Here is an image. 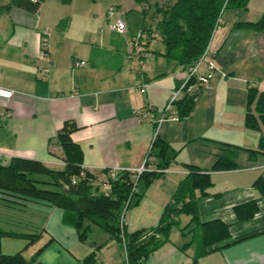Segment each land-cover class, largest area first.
Here are the masks:
<instances>
[{
  "label": "crops",
  "instance_id": "crops-1",
  "mask_svg": "<svg viewBox=\"0 0 264 264\" xmlns=\"http://www.w3.org/2000/svg\"><path fill=\"white\" fill-rule=\"evenodd\" d=\"M6 2L0 0V6ZM125 2L41 0L36 12L15 6L0 12V87L12 92L0 99V112L5 114L0 119L1 164L18 156L61 169L60 148L52 138L65 120H71L76 128L69 137L80 146L84 167H139L152 125L139 120L134 109L147 103L159 109L184 69L161 55L159 40L147 39L142 64L128 54L140 15L129 3L124 6ZM109 4L124 13L126 30L122 33L111 32L106 25ZM263 9L264 0H248L245 9L229 8L225 22L216 29L211 41L215 70L201 86L191 111L178 120L166 119L159 127L158 136L169 146L166 156L173 150L174 158L126 211L127 231L157 224L163 206L187 174L180 163L208 170L217 143L255 148L258 132L245 128L243 113L246 88L253 85L264 92V27L252 30L234 24L256 21ZM128 10L133 12L127 14ZM45 28L51 33L42 51ZM78 60L85 64L73 66L72 61ZM139 83L144 84L143 92L135 90ZM237 163V169L210 171L212 185L195 204L199 221L219 219L228 224L229 236L222 243H232L193 261L195 244L180 250L188 235L172 227L169 241L149 254L144 264H264V198L252 187L264 169V154L250 158L240 150ZM255 198L257 212L247 220L239 219L235 207ZM61 217V210L43 202L0 200V229L39 233L30 244L34 252L47 243L36 264H124L121 248L105 231L91 224L89 235L79 241ZM188 220L187 215L179 216L180 225ZM0 250L12 253L2 250V238ZM92 251L97 257L85 262Z\"/></svg>",
  "mask_w": 264,
  "mask_h": 264
},
{
  "label": "trees",
  "instance_id": "trees-1",
  "mask_svg": "<svg viewBox=\"0 0 264 264\" xmlns=\"http://www.w3.org/2000/svg\"><path fill=\"white\" fill-rule=\"evenodd\" d=\"M40 1L7 0L0 6V12H5L12 6L36 12ZM60 1L68 3L70 0ZM133 1L138 4L144 20L150 0ZM247 2L248 0H154L151 17L155 18L154 32L163 46L161 55L173 60L182 69L189 67L202 54L213 29H217L220 23L217 19L221 18L223 11L226 8L245 9ZM234 27L262 29L264 9L256 21L237 22ZM142 29L153 34L151 27L144 26V22ZM141 45L146 46L145 43ZM143 50L146 51V48ZM211 57L214 58V53ZM200 88L198 86L192 92L182 94L172 103L171 110L177 120L191 111ZM243 124L245 128L258 132L255 148L217 143V152L208 170L180 163L187 174L177 183L153 227L127 231L125 224L119 225V218L124 209L127 211L138 203L144 189L158 178L174 158L175 151L172 149L171 156H166L169 146L158 136V132L150 145L149 170L136 174L122 169L111 177V169H88L82 165L81 148L69 137L76 126L73 121L65 120L52 138L60 148L63 167L53 169L33 158L11 157L7 163H0V200L17 204L43 202L58 208L62 212V222L75 230L79 241L86 239L91 224L96 225L119 245L121 251L124 249V264H144L149 254L169 241V231L176 227L181 235H189L188 241L179 247L180 250H184L190 243L195 244L192 256L194 261L211 250L232 243H222L229 236L228 224L219 219L201 222L196 213L197 199L206 195V189L212 185L210 171L239 168L237 154L240 150H245L250 158L264 154V92L253 85L248 86L245 91ZM104 184L108 190L101 188ZM252 187L259 198H264V169L252 181ZM257 209L255 198L238 204L235 213L239 219L247 220ZM182 214L189 216L184 225H180L179 221ZM3 236L21 237L26 240L25 246H28L38 238L39 233H16L0 229V239ZM46 244L28 259L24 258L21 250L11 254L0 250V264H36V257ZM95 254L92 251L85 262H90Z\"/></svg>",
  "mask_w": 264,
  "mask_h": 264
},
{
  "label": "built area",
  "instance_id": "built-area-1",
  "mask_svg": "<svg viewBox=\"0 0 264 264\" xmlns=\"http://www.w3.org/2000/svg\"><path fill=\"white\" fill-rule=\"evenodd\" d=\"M105 18H106V25L111 32L122 33L124 31L125 24L121 18V12L117 9L116 6L109 5L106 8ZM217 22H220V19H217ZM215 31L216 28L213 29L210 40L208 41L200 57L192 65L184 69V72L180 76L175 88L170 91L168 100L160 110L159 109L156 110L151 104L148 103L141 107H136L134 109V114L139 120H148L151 123L152 133H151V139L149 145L143 155L139 167L129 171H134L136 172V174H139L145 170H149L148 162L151 159V156L149 155L150 145L152 140L156 136L159 127L166 119L177 120V117L173 114L171 110L172 103L182 94L190 93L194 89H196V87L207 84L208 79L211 77V75L215 70L214 58L211 57L213 53V50L211 48V41ZM50 33L51 30L49 28H45L41 32L40 47L42 51H45L47 47V40ZM134 37L136 38L133 39L132 37L128 43L129 45L128 54L135 56L140 62L141 59L145 56V52L141 47L142 46L140 41L141 33L138 32V34H136ZM84 64L85 62L83 60L72 61L73 66H80ZM200 67H202V71H200ZM143 88H144L143 83H139L135 86V90L138 92H143ZM11 94L12 92L10 90L0 87V99H6L10 97ZM158 111L160 113L159 116H157ZM3 117H5V114L0 112V119ZM117 170H122V169H111L109 171L110 176L112 177ZM72 182L74 181L72 180ZM101 188L103 190H108V187L105 184L102 185ZM125 213L126 211L124 209L119 218L120 226L125 223ZM122 252L124 257L125 256L124 249ZM95 257H97L96 254Z\"/></svg>",
  "mask_w": 264,
  "mask_h": 264
},
{
  "label": "rangeland",
  "instance_id": "rangeland-1",
  "mask_svg": "<svg viewBox=\"0 0 264 264\" xmlns=\"http://www.w3.org/2000/svg\"><path fill=\"white\" fill-rule=\"evenodd\" d=\"M102 1H105V2H107V3H110V2H116V0H102ZM153 2H154V0H150V7L146 10V12H145V14H144V20H143V18H142V15L140 14V12H139V6H138V4L137 3H135L133 0H127V2H125V3H123L124 4V6H126L127 4L126 3H129V5L130 6H134V7H136V9L138 10L137 12H138V14L141 16H138V21H137V24H138V29L134 32V34H133V39L134 38H136V37H134L136 34H138V32H140L141 33V37H140V41H141V44H144L146 41H147V39H152V40H155V41H158V37H157V34H155V32H154V23H155V18L153 17H151V15H152V11H153ZM106 3V4H107ZM126 4V5H125ZM109 5H114V6H116L117 7V9L121 12V18H122V20L124 21V24H125V28H124V31L126 30V22H125V19H124V13L122 12V9H120L117 5H115V4H109ZM109 5H107V7L109 6ZM128 5V6H129ZM122 8H124V6L123 5H120ZM106 7V8H107ZM128 8V7H127ZM106 11V10H105ZM228 11H229V8H226L224 11H223V13H222V15H221V18H220V23H219V25H218V27H217V29H219L221 26H222V24L225 22V18H227V16H228ZM133 12V10H128L127 11V14L128 13H132ZM143 22H144V26H150L151 27V29H152V32H153V34H148L147 32H146V30H143L142 29V24H143ZM141 28V29H140ZM142 47V49L143 48H145V46L144 45H142L141 46ZM128 48H129V45H128ZM152 49V48H151ZM145 52V56H146V51H144ZM144 56V57H145ZM131 57V56H130ZM132 57H134L137 61H138V59L135 57V56H133L132 55ZM142 59H141V61L139 62L140 64H142ZM169 98V97H168ZM168 100V99H167ZM165 104V103H164ZM163 104V105H164ZM162 105V106H163ZM162 106H160V107H158L159 108V110L161 109V107ZM160 115V113H159V111L157 112V116H159ZM7 212L6 213H8V214H11V212H10V210H6ZM95 229V228H94ZM89 235V233L87 234V236ZM188 239H189V235H188V237H187ZM19 239H22V238H19V237H8V236H3L2 237V250H10V252H12V253H14V252H16L17 250H21V252H22V254H23V256L25 257V258H28L31 254H33V252H34V249L31 251V246H30V244H29V246H25V243H26V241H23V240H19ZM25 246V247H24ZM15 248H19V249H16V251H12V250H15ZM2 252V251H1ZM3 253H5V252H3ZM6 254H11V253H6Z\"/></svg>",
  "mask_w": 264,
  "mask_h": 264
}]
</instances>
